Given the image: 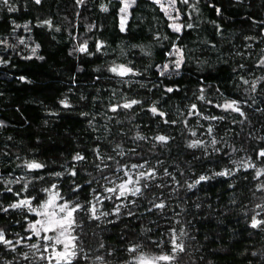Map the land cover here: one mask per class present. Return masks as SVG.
I'll return each instance as SVG.
<instances>
[{
    "label": "trees",
    "instance_id": "obj_1",
    "mask_svg": "<svg viewBox=\"0 0 264 264\" xmlns=\"http://www.w3.org/2000/svg\"><path fill=\"white\" fill-rule=\"evenodd\" d=\"M172 2L0 0V264H69L52 191L70 264H264V0Z\"/></svg>",
    "mask_w": 264,
    "mask_h": 264
},
{
    "label": "rangeland",
    "instance_id": "obj_2",
    "mask_svg": "<svg viewBox=\"0 0 264 264\" xmlns=\"http://www.w3.org/2000/svg\"><path fill=\"white\" fill-rule=\"evenodd\" d=\"M132 1L133 0H121V4H122L121 9L124 7L125 3H127L130 6ZM157 1L162 5V7L166 12L172 11L173 8L172 0H157ZM128 8L126 12H122L120 9L121 26H122V19H123V26L127 19ZM171 24L179 25V27H181V23L177 21V19L175 18L171 21ZM121 185L126 186V189L123 190L124 193L132 190L134 188L133 177L130 174H128L126 178L120 180L116 184L113 183L110 186V189H116L118 193H121L122 192V189L120 187ZM42 207H43L44 217L41 221V227L45 231H53L55 239L59 240L61 243V249L58 250L56 254L58 255L59 253H65L66 252L65 245H68L67 251L70 252L72 245L74 244L73 235L71 234L70 231V225L64 224L63 226H61L59 223H57V221H61L64 217H66L67 213L71 211L73 208L69 207L67 203L59 201L57 194L53 191L48 193ZM62 207L64 208V211H61ZM159 261H160L159 257L141 255L137 259L136 264H159Z\"/></svg>",
    "mask_w": 264,
    "mask_h": 264
},
{
    "label": "snow or ice",
    "instance_id": "obj_3",
    "mask_svg": "<svg viewBox=\"0 0 264 264\" xmlns=\"http://www.w3.org/2000/svg\"><path fill=\"white\" fill-rule=\"evenodd\" d=\"M5 2H7V0H5ZM39 2H40V0H36V3H39ZM128 6H129V5H128L127 3H125V5H124V7L121 9V11H122V12H126ZM172 27H173L176 31H179V30H180L179 25H175V24H174V25H172ZM122 30H123V19H122ZM79 50H80L81 52L86 51V49H85L83 46H82ZM33 51H35V50H33ZM176 66H177V68L179 67V61H177ZM165 67H167V66H165ZM113 71H116V69H113ZM127 71H130V69H121V74L123 75V74H124L125 72H127ZM168 91H172V89H168ZM132 103L134 104V103H137V102H136V101H132ZM130 106H131L130 104H125V105H124L125 108L130 107ZM193 107H195V106H193ZM225 107H227V108H232V107H233V104H228V105H226ZM151 110H152L153 113H156V111H157L156 108H152ZM235 110H236V111H239V108H236ZM161 115H163V114H161ZM157 139L160 140V141H164V140H166V137H164V136H159V137H157ZM261 156H264V152L261 153ZM77 159H80V157L78 156ZM28 167H29V168H39V167H41V165L36 164V163H30V164H28ZM200 179H201V180H204V179H206V178L202 176V177H200ZM120 187H121V189H122L121 195H123V194H124V191H123V190L126 189V186H125V185H121ZM137 191H139V190L137 189ZM20 203H21V204H27L28 202H27V201H21ZM19 206H20V205H17V204L12 205V207H14V208H15V207H19ZM159 207H163V205H159ZM61 211H64V208H63V207L61 208ZM73 211H75V209H72L71 211H69V212L67 213V216L64 217L61 221H57V223H59L61 226H63L64 224L71 225V224L73 223V221H72V219H71V217H72V212H73ZM257 223H259V222L254 220V221H253V227H255ZM38 234H39V233H37V235H38ZM62 234H63V233H62ZM45 239H47V237H45ZM0 241H3V242L6 243V244H10V243H11L10 241L4 240V236H3V233H2V232H0ZM59 242H60V241L57 240V243H59ZM173 243H175V242H173ZM67 248H68V245H65L66 252H65V253H59L58 255L60 256V258L65 259V260H68V261H69V264H70L71 257H73V256L75 255V253H74V252H68V251H67ZM177 249H180V245H176V246L174 247L173 251H176ZM159 259H161V260H169V259H172V257H169V256H161V257H159Z\"/></svg>",
    "mask_w": 264,
    "mask_h": 264
},
{
    "label": "water",
    "instance_id": "obj_4",
    "mask_svg": "<svg viewBox=\"0 0 264 264\" xmlns=\"http://www.w3.org/2000/svg\"><path fill=\"white\" fill-rule=\"evenodd\" d=\"M263 24H264V22H263ZM262 32H263V34H264V28L262 29Z\"/></svg>",
    "mask_w": 264,
    "mask_h": 264
}]
</instances>
